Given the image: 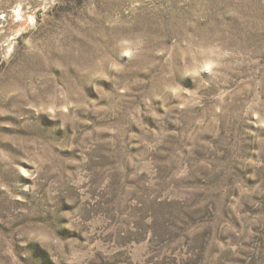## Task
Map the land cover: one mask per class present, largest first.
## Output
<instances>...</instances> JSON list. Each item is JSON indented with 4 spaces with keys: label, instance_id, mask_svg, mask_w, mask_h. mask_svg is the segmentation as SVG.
<instances>
[{
    "label": "rangeland",
    "instance_id": "1",
    "mask_svg": "<svg viewBox=\"0 0 264 264\" xmlns=\"http://www.w3.org/2000/svg\"><path fill=\"white\" fill-rule=\"evenodd\" d=\"M0 264H264V0H0Z\"/></svg>",
    "mask_w": 264,
    "mask_h": 264
}]
</instances>
